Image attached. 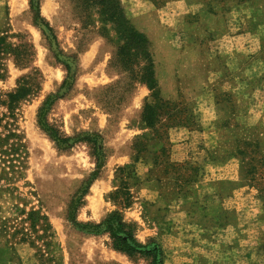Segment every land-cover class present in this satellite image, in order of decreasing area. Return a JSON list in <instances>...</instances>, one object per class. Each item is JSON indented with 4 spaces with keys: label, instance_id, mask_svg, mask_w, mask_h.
<instances>
[{
    "label": "rangeland",
    "instance_id": "rangeland-1",
    "mask_svg": "<svg viewBox=\"0 0 264 264\" xmlns=\"http://www.w3.org/2000/svg\"><path fill=\"white\" fill-rule=\"evenodd\" d=\"M39 1L57 40L30 0H0V133L7 125L22 144L16 173L0 146V264H149L88 230L113 211L140 242L162 244L164 264H264V0H120L150 39L156 100L142 80L147 60L107 0ZM244 32L254 52L239 50L250 40L234 37ZM24 82L33 93L12 114L3 101ZM52 98L46 119L72 138L65 145L41 124ZM147 103L158 114L152 127ZM205 127L214 145L199 133ZM180 143L188 146L177 154ZM232 159L236 179L207 167ZM133 164L126 207L112 194L117 169Z\"/></svg>",
    "mask_w": 264,
    "mask_h": 264
},
{
    "label": "trees",
    "instance_id": "trees-1",
    "mask_svg": "<svg viewBox=\"0 0 264 264\" xmlns=\"http://www.w3.org/2000/svg\"><path fill=\"white\" fill-rule=\"evenodd\" d=\"M107 2L109 5V14L112 20H114L118 24L120 31L125 34L130 41L134 42V44L138 48L141 49L142 56L147 60V63L143 68L142 80L146 82L148 87L153 91L154 99H160L158 96L159 88L158 80L155 74L154 61L152 58V53L149 50V46L151 44L149 37L144 31L137 29L130 23V19L125 14L120 0H107ZM30 6L32 9H35L37 11L38 18L41 19L42 23L45 25V28L52 35V37L57 40L53 27L45 18L39 15L40 1L30 0ZM0 42H3L2 37H0ZM64 64L67 68L68 73L71 74L72 66L70 65V63L64 61ZM66 84H68V79L64 80L62 87H64ZM32 93V86H30L27 82H24L14 92L8 93V100L3 101V103L7 105V107L13 114L14 109L17 107V104ZM55 100L56 98H52L45 103V106L42 109L41 118L43 121L41 122V124L47 131L50 132L51 136H53L54 139H56L60 144L65 145L69 143L72 138L69 136H62L59 129L54 125H51L46 119V112L53 105ZM155 107L156 105L151 103H147L145 106L144 120L147 126L152 127L155 125L156 115H158ZM2 120L3 118L0 117V125L2 123ZM4 127H6L8 131L4 134V137L3 134L0 133V146H4L6 144V147L4 146L5 149H2L1 152L9 156L11 168L16 173L18 171L17 169H14V161L21 160V138L19 133L14 131V129L9 128L7 125H5ZM85 140L91 142L90 139ZM97 153L98 151L95 150V154ZM135 162H138V159H136ZM116 174L117 178L120 179V187L112 194V196L114 199L121 198V201L124 203V205L126 207H129L133 203L131 179L136 178L135 164L131 166L119 167L116 171ZM87 192L88 187L83 190L82 195H86ZM87 227L89 228L88 230L90 232L108 234L112 241L113 247L116 250L125 253L129 257L134 258L140 256L149 260V264H164L166 254L162 244L156 241L147 243L140 242L136 237L134 227L125 222L123 215L119 211L111 212L109 216L102 222L88 223Z\"/></svg>",
    "mask_w": 264,
    "mask_h": 264
},
{
    "label": "crops",
    "instance_id": "crops-1",
    "mask_svg": "<svg viewBox=\"0 0 264 264\" xmlns=\"http://www.w3.org/2000/svg\"><path fill=\"white\" fill-rule=\"evenodd\" d=\"M122 1V0H121ZM122 4H123V2H122ZM124 4L126 5V2H124ZM124 6V5H123ZM126 7L128 8V5H126ZM133 14H135V13H132V15ZM137 14V13H136ZM138 15V14H137ZM136 15V16H137ZM251 33H248V32H244L243 34H239V35H237V37H234L235 38V40H236V43L237 42H239L240 40H247V42L250 40L249 39V37L251 36L250 35ZM249 42H251V44H249ZM247 44L246 43H243L242 45H241V47L239 48V50H242V52H244V53H250V52H254V51H252V47L253 46H256V40L254 41V40H250ZM235 43V44H236ZM258 47H259V45L257 44V49H258ZM256 48H255V51L257 50ZM235 88H238V87H235ZM258 91H260V92H262L261 94H263L264 93V88H261L260 90H258ZM210 107H208L207 108V110H206V112H207V114H208V116L209 115H211V120H213L216 116H215V103L213 102V103H211V105H209ZM260 106H262V107H264V103L262 104V105H260ZM254 110H253V108H251V110H250V112H249V115L251 114V112H253ZM264 110H261V111H259V119L258 120H261L262 118H264V115H262V112H263ZM257 120V121H258ZM205 128H207V127H205ZM176 133L177 134H181V133H183V134H186V132L185 131H180L179 129H176ZM199 133H201L203 136H206V138L208 139V142L211 144V145H214V135H215V133H214V131L211 129V128H207V129H204L202 132H199ZM187 134H192V135H195V133H193V132H189V133H187ZM189 136V135H188ZM187 136V137H188ZM188 145L186 144L185 145V143L183 144V143H180V144H175V147H174V150H175V152H176V150H177V154H181L182 152H184V150H185V148L187 147ZM216 166H218V165H214L213 163H210V162H208L207 163V167H210L212 170H216L217 172H218V174L219 175H221L222 174V171H226V169H227V171L226 172H229V173H231V174H234V173H236L235 175H232V176H230V175H226V176H224V177H221V176H219V177H221V178H229V179H236L237 177H238V169H237V167H238V164H237V161L235 160V159H232V160H230L229 162H227L226 164H224V165H222V166H220V167H216ZM236 169V170H235ZM228 174V173H227ZM240 190H235V194L232 196H229V197H227V198H225L224 199V201H223V205L226 207V208H228V209H230V208H235L236 207V205L234 204V202H235V200L237 199V196H238V192H239ZM175 214L176 213H174L173 214V216H172V214L170 213L169 214V217L171 218V219H176L174 216H175ZM177 216H182L183 217V212H178L177 213Z\"/></svg>",
    "mask_w": 264,
    "mask_h": 264
}]
</instances>
